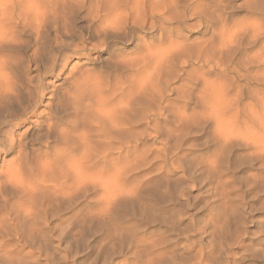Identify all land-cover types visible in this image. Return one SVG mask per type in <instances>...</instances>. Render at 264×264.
<instances>
[{"label": "rangeland", "instance_id": "1", "mask_svg": "<svg viewBox=\"0 0 264 264\" xmlns=\"http://www.w3.org/2000/svg\"><path fill=\"white\" fill-rule=\"evenodd\" d=\"M97 1L51 2L72 11L77 33L88 34L87 11ZM194 12L180 29L148 20L120 33L138 43L115 57L103 56L116 43L101 46L103 35L75 41L87 50L69 52L65 75L46 79L49 93L31 121L42 125L57 103L52 94L81 68L88 83L71 88L57 135L71 141V127L91 132L92 123L107 121L99 101L111 109L121 106L114 99L133 96L132 106L118 113L114 149L99 142L106 180L65 197L51 172L31 196L0 194V264H264V87L255 82L264 68H245L264 52V0H199ZM178 42L183 49L173 48ZM31 129L22 125L21 136ZM122 140L134 147L129 162L118 150Z\"/></svg>", "mask_w": 264, "mask_h": 264}, {"label": "bare ground", "instance_id": "2", "mask_svg": "<svg viewBox=\"0 0 264 264\" xmlns=\"http://www.w3.org/2000/svg\"><path fill=\"white\" fill-rule=\"evenodd\" d=\"M51 1L0 0V54L6 55L0 57V105L4 103V118L0 121V167L7 169H5L7 173L5 170H0V194L4 191L8 194L11 191L12 193L20 191L26 196H31L32 193L46 188L44 185L48 184V180L45 176L50 175L51 172H55L54 175L57 177L55 190L65 197L72 196L82 189L85 190V187L87 189L89 184L97 185L98 182L106 180L107 176L101 175L100 168L105 167V163L108 165L109 162L106 160L102 163L99 159L101 155L103 159L108 155H106L107 152H104L106 154L100 153L98 145L99 142L107 140L108 146L112 148L114 139H117L113 130L117 132L118 129L121 130L118 123L120 119L117 120L118 113H122L127 106H132L129 99L133 96L131 95L130 98L128 96L127 103H121L125 100L122 96L114 99L121 106L124 104L125 106L112 107L110 104L113 103H110L111 109L106 108L107 103L104 105L96 99V102L99 101L96 111L105 116L107 121L92 123L91 132H78L77 127H71V131L76 136L69 141L62 132L57 135L62 125L60 116L64 110L63 105L71 96V88L76 91L79 87L81 90L84 84L88 83L86 81L88 70L81 68L85 72L79 71L80 74L77 76L72 74L66 77L68 79H65L62 85L63 90L52 94L57 102L55 109L52 110L51 106L49 107L50 103L45 106L51 110L47 117H44L42 125H38L31 120L35 117L36 104L43 102L49 93L46 79L56 71L60 73L58 78L65 75V68L71 59L69 52L79 53L87 50V47H80L75 43L78 38L103 35L105 38L103 37L100 45L105 46L107 41L111 40L110 37L119 36L122 32H130L139 26L146 27L148 20H151L152 26H155L158 20L174 22L172 24H178L175 29H180L183 27L182 19L186 20L190 16H196L194 7L199 2V0H98L96 2L98 8L95 12L87 11L93 29L89 30L88 34L84 31L78 34L73 21L74 13L58 5L54 6ZM25 37L27 39H24ZM23 47H26V52L30 54L26 55L25 52L22 57V51L25 49ZM173 48L183 49L184 45H175ZM254 66L259 69L264 68V52L256 56L245 68L249 70ZM34 71L37 72L35 77L32 76ZM255 82L264 87V70L262 74L256 75ZM67 83L69 86H66ZM207 86V84L204 86L206 90ZM98 95L101 96V91ZM113 97L115 98V95ZM260 97L261 94L257 96V98ZM258 102L264 103V100H258ZM16 103L21 105V110L16 109ZM106 122L109 124L107 125ZM26 124L32 125V129L26 131L25 136L29 132H37L33 133L29 139L20 134V127ZM51 139H54L52 141H56L58 146H53ZM118 150H120V155L126 158V162H129L134 150L131 142L122 140ZM7 155H11L13 159L5 164L2 158ZM37 169L43 175L39 180L36 179L35 174ZM108 183L113 186L117 184V180L112 178ZM8 185L11 188L7 187Z\"/></svg>", "mask_w": 264, "mask_h": 264}, {"label": "snow or ice", "instance_id": "3", "mask_svg": "<svg viewBox=\"0 0 264 264\" xmlns=\"http://www.w3.org/2000/svg\"><path fill=\"white\" fill-rule=\"evenodd\" d=\"M110 39L116 41V43L109 47L107 52L103 53L104 57H115L118 54L127 53L132 48H135L136 44L138 43V41H133L132 44L129 45L128 39L119 36H113L110 37Z\"/></svg>", "mask_w": 264, "mask_h": 264}]
</instances>
